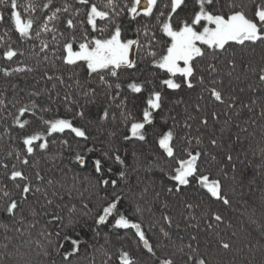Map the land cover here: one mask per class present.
Wrapping results in <instances>:
<instances>
[{
  "label": "snow or ice",
  "instance_id": "6c2138e0",
  "mask_svg": "<svg viewBox=\"0 0 264 264\" xmlns=\"http://www.w3.org/2000/svg\"><path fill=\"white\" fill-rule=\"evenodd\" d=\"M0 84V264H264V0H0Z\"/></svg>",
  "mask_w": 264,
  "mask_h": 264
},
{
  "label": "trees",
  "instance_id": "16d2710c",
  "mask_svg": "<svg viewBox=\"0 0 264 264\" xmlns=\"http://www.w3.org/2000/svg\"><path fill=\"white\" fill-rule=\"evenodd\" d=\"M257 60H258V57H257ZM21 83V86H23V82L21 81L20 82ZM0 87H4V85L3 84H0ZM244 95H247V93L246 94H244ZM128 159H129V161L131 162V156H129L128 157ZM140 175H141V177H143V173L141 172L140 173ZM256 182H257V184H260V183H262V182H264V181H262V179L260 178V177H256ZM136 179H135V176H133V178H132V184H133V186H134V194L135 195H138L139 194V188H135V185H136ZM142 187V186H141ZM255 187V186H254ZM246 191H247V189H246ZM104 193L103 192H101L100 193V195H103ZM88 196H93L94 197V192L92 191V190H89L88 192H86L85 193V197L87 198ZM255 198L258 200L259 199V192H256L255 193ZM147 199H149V200H151L152 199V197H151V195H149L148 197H147ZM77 204H79V200L77 199L76 201H75ZM86 202H88V201H86ZM90 203H95V199L93 198V200L90 202ZM179 211H180V209L179 208H176L175 207V205H173V215H177L178 213H179ZM147 215V214H146ZM229 215H235V216H239V211H236L235 213H232L231 211L229 212ZM103 241L101 240V243H102ZM0 243H2V240H0ZM227 259H231V257L229 256V257H226Z\"/></svg>",
  "mask_w": 264,
  "mask_h": 264
}]
</instances>
